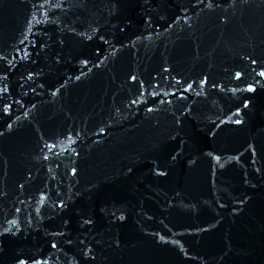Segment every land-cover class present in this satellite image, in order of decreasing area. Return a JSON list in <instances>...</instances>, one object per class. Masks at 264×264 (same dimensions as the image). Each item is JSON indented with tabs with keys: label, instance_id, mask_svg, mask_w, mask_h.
<instances>
[{
	"label": "water",
	"instance_id": "water-1",
	"mask_svg": "<svg viewBox=\"0 0 264 264\" xmlns=\"http://www.w3.org/2000/svg\"><path fill=\"white\" fill-rule=\"evenodd\" d=\"M211 3L0 0V264H264V0Z\"/></svg>",
	"mask_w": 264,
	"mask_h": 264
},
{
	"label": "snow or ice",
	"instance_id": "snow-or-ice-1",
	"mask_svg": "<svg viewBox=\"0 0 264 264\" xmlns=\"http://www.w3.org/2000/svg\"><path fill=\"white\" fill-rule=\"evenodd\" d=\"M241 2H245V0H241ZM211 6H212V3H211V0H209V7H211ZM101 39H103V37H101ZM84 63L87 64L88 61L85 60ZM252 63L255 64V63H257V61H256V60H252ZM30 75H31V74H30ZM235 75H236V77L239 79V78L241 77L242 73H241V72H236ZM259 75H260V76H264V69H262V70L259 72ZM77 79H79V77H77ZM130 79L135 80L136 77L133 75V76L130 77ZM200 83H201V84H205V83H207V77L202 78L201 81H200ZM215 86H216V85H213V87H215ZM187 87L190 89V88L192 87V85L189 84V85H187ZM247 87H248V90H249V91H254V90H255V89H254V85H252V84H249ZM6 90H7L6 86H0V92L6 91ZM181 95H183V93H181ZM132 103H136V101L134 100V101H132ZM8 107H9L8 105H5L4 110L7 111V110H8ZM151 110H152V109H149V111H151ZM237 111H239V110H237ZM235 122H236V123H242V121H240V120H236ZM177 123H179V120H177ZM172 158L175 159V156H173ZM215 160H216L217 162H219V161L221 160V157H220V156H216V157H215ZM221 166H222V165H221ZM71 171H72V174H73L74 176L78 174L76 168H73ZM129 171H131V169H129ZM256 171H257V172H260L261 170H260V169H256ZM165 174H166V173H164V172H160V173H159V175H165ZM29 175H30V173H29ZM245 183H247V180L245 181ZM20 187H23V185H20ZM2 195H4V193H3L2 191H0V196H2ZM245 199H247V197H244L243 199H241V200L239 201V203L243 204L244 201H245ZM56 207L59 208V209H63V208H66V207H67V204H66V202H65L64 200L61 199ZM235 210H236V209H233V211H235ZM17 211H19V210L17 209ZM82 219H83V217H82ZM119 219H120V220H123V219H124L123 215H121V216L119 217ZM11 223H12V224H16V221L13 220ZM64 223H65V225H66L68 222H67V221H64ZM83 224H85V225H91V224H93V220H92L91 218L83 219ZM8 231H10V229H5V232H8ZM59 235H63V233H59ZM161 239L163 240L164 238L161 237ZM68 243H71V240H69ZM81 243H83V242H81ZM113 243L115 244L116 247H119V241H114ZM56 246H57V245H56L55 241H53V242H52V247L55 248ZM81 253H82V255H83L84 257L91 258L92 260H96V258H97L96 255H95V248H93L91 245H85V246L81 249ZM18 264H26V262H25L24 260H22V259H19V260H18Z\"/></svg>",
	"mask_w": 264,
	"mask_h": 264
}]
</instances>
